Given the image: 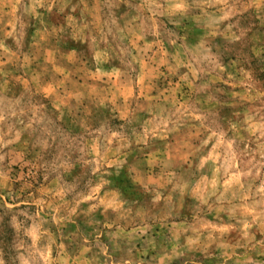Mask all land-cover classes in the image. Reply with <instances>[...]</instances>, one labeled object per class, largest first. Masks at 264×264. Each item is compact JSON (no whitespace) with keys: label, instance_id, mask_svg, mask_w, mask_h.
Here are the masks:
<instances>
[{"label":"rangeland","instance_id":"obj_1","mask_svg":"<svg viewBox=\"0 0 264 264\" xmlns=\"http://www.w3.org/2000/svg\"><path fill=\"white\" fill-rule=\"evenodd\" d=\"M0 264H264V0H0Z\"/></svg>","mask_w":264,"mask_h":264}]
</instances>
